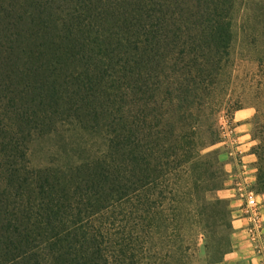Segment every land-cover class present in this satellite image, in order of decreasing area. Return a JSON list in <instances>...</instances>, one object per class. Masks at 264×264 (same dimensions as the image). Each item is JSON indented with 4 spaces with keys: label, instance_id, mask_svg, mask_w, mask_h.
I'll use <instances>...</instances> for the list:
<instances>
[{
    "label": "trees",
    "instance_id": "obj_1",
    "mask_svg": "<svg viewBox=\"0 0 264 264\" xmlns=\"http://www.w3.org/2000/svg\"><path fill=\"white\" fill-rule=\"evenodd\" d=\"M237 1L0 0V264H124L182 195L232 229L228 204L201 195L223 179L198 111L230 62ZM67 125L106 150L31 166L32 142ZM255 150L264 189V139Z\"/></svg>",
    "mask_w": 264,
    "mask_h": 264
},
{
    "label": "rangeland",
    "instance_id": "obj_2",
    "mask_svg": "<svg viewBox=\"0 0 264 264\" xmlns=\"http://www.w3.org/2000/svg\"><path fill=\"white\" fill-rule=\"evenodd\" d=\"M233 31L230 62L208 104L198 111L200 143L217 141L203 152H216L215 164L223 179L222 188L201 195L228 204L232 229L225 223L220 208L206 212L182 195L181 215L171 222L168 232L151 236L147 252L137 249L135 257L124 264H216L220 259L228 264L227 253L222 255V251L228 237L232 250L238 219H243L240 228L247 232L255 224L264 238V189L258 184L255 154V147L264 139V0H238ZM105 150V138L100 132L67 125L51 136L34 140L29 159L31 166L38 167L51 161L78 159L80 155H98ZM65 151L73 155L65 156ZM249 195L256 199L255 206L248 204Z\"/></svg>",
    "mask_w": 264,
    "mask_h": 264
},
{
    "label": "crops",
    "instance_id": "obj_3",
    "mask_svg": "<svg viewBox=\"0 0 264 264\" xmlns=\"http://www.w3.org/2000/svg\"><path fill=\"white\" fill-rule=\"evenodd\" d=\"M236 222L238 229L234 232L233 248L226 254L225 261L228 264H263L264 254L260 255L254 250L248 239L246 229L240 228L243 219H238Z\"/></svg>",
    "mask_w": 264,
    "mask_h": 264
},
{
    "label": "built area",
    "instance_id": "obj_4",
    "mask_svg": "<svg viewBox=\"0 0 264 264\" xmlns=\"http://www.w3.org/2000/svg\"><path fill=\"white\" fill-rule=\"evenodd\" d=\"M248 204L251 206H255L257 204L256 199L253 197V195H249ZM247 233L249 240L252 244H254L255 251H257L260 255H263L264 238L261 236L260 231L257 230V226L255 224H253V226H249L247 228ZM262 262L264 264V259L262 260Z\"/></svg>",
    "mask_w": 264,
    "mask_h": 264
}]
</instances>
